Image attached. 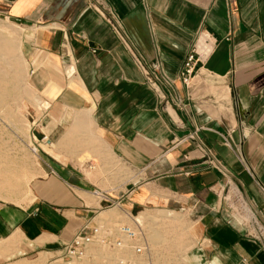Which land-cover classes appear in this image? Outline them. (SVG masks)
Returning a JSON list of instances; mask_svg holds the SVG:
<instances>
[{"label": "crops", "instance_id": "crops-1", "mask_svg": "<svg viewBox=\"0 0 264 264\" xmlns=\"http://www.w3.org/2000/svg\"><path fill=\"white\" fill-rule=\"evenodd\" d=\"M0 17L24 28L38 86L85 113L86 141L107 160L89 179L42 150L34 200H0V264H49L42 253L54 258L93 227L106 204L82 194L103 190L96 183L130 213L187 212L213 263L264 264V228L245 226L227 199L237 189L252 213L264 207V0H0ZM202 33L213 47L187 87L181 72ZM125 165L137 182H125Z\"/></svg>", "mask_w": 264, "mask_h": 264}, {"label": "rangeland", "instance_id": "rangeland-1", "mask_svg": "<svg viewBox=\"0 0 264 264\" xmlns=\"http://www.w3.org/2000/svg\"><path fill=\"white\" fill-rule=\"evenodd\" d=\"M24 34L22 26L0 17V170L11 172L10 182L0 193V200L17 205L34 200L32 188L42 174V150L64 163L72 161L89 179L99 174L103 176L107 167V160L103 161L94 153L95 144L86 141L93 134V127L85 122L88 118L85 113L64 109V105L54 106V100L48 101L45 90L38 86L35 65L23 48ZM67 68L62 66V75L59 74L65 84L68 83ZM44 116L41 128L47 138L40 142L37 125ZM53 135L60 141L54 142L50 138ZM113 166L116 171V162ZM124 170L128 183L133 180L132 173L126 165ZM96 184L113 194L111 186ZM230 193L227 199L231 211L245 226L251 227L255 218L250 207L237 189V195L232 198ZM82 196L89 205H98V199L91 192ZM130 214L119 207L100 210L95 221L104 227L110 240L104 243L100 237L91 245L85 259L70 264H216L203 257L198 227L187 212L157 204ZM123 224L138 226L144 231V253L137 254L129 243L123 250L114 246L117 228ZM42 254L40 260L44 263L52 258L50 254ZM57 262L54 264H69L61 259Z\"/></svg>", "mask_w": 264, "mask_h": 264}, {"label": "built area", "instance_id": "built-area-1", "mask_svg": "<svg viewBox=\"0 0 264 264\" xmlns=\"http://www.w3.org/2000/svg\"><path fill=\"white\" fill-rule=\"evenodd\" d=\"M111 19L114 18V15L111 14ZM206 35V41L208 44H211L213 47V38L208 33H202ZM201 34V35H202ZM204 59L203 54L198 50L197 44L192 48L188 54L183 69L181 72V80L183 84L189 87L192 84L194 77L197 75L198 65ZM92 194L99 199L100 202L105 203L106 206L103 209H109L114 207H119L126 213L122 207V202L120 199H115L108 191L96 189ZM257 215H255L254 224L257 226L260 232L261 228H264V207L256 210ZM132 214V213H131ZM130 214V215H131ZM261 220V221H260ZM104 227L99 225L97 222L93 227L89 225L83 226V228L78 231L73 238L63 242L60 252L54 258L49 260V264L56 262L57 259L70 263L79 262L86 258L87 253L91 245L97 242L102 237L104 243L110 240V236L106 234V231L103 230ZM140 227H133L128 224H123L117 228L118 238L115 241V245L118 248H122L125 245V241L129 244H132L134 251L137 254H142L146 248V240L144 237V231ZM56 260V261H55Z\"/></svg>", "mask_w": 264, "mask_h": 264}, {"label": "bare ground", "instance_id": "bare-ground-1", "mask_svg": "<svg viewBox=\"0 0 264 264\" xmlns=\"http://www.w3.org/2000/svg\"><path fill=\"white\" fill-rule=\"evenodd\" d=\"M206 38H207L206 35L202 34V35L199 36V39L197 41L198 50L203 54L204 59L207 58V56L210 54V52L212 50V46H211V44L207 43ZM10 175H11L10 171L0 170V193H2L3 190H5L6 186L10 182V179H11ZM98 201H99V199H98ZM252 214L254 216L253 218H255V215H257V214H254V213H252ZM262 222L264 223L263 220H262ZM127 244H128V242L125 241L124 247L119 248V250H123L126 247ZM114 246H116V245H114ZM132 249H133V247H132ZM54 263H58V262L56 261V262H53L52 264H54Z\"/></svg>", "mask_w": 264, "mask_h": 264}]
</instances>
